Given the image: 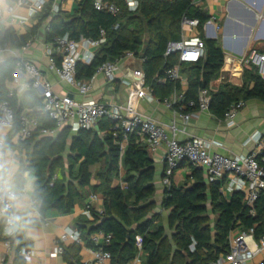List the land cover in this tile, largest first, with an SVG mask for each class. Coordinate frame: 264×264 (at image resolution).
<instances>
[{"label": "trees", "instance_id": "obj_1", "mask_svg": "<svg viewBox=\"0 0 264 264\" xmlns=\"http://www.w3.org/2000/svg\"><path fill=\"white\" fill-rule=\"evenodd\" d=\"M94 3L95 0H81L73 12L61 11L55 16L49 10L44 11L38 18L39 24L20 45L35 35L48 19L47 43L64 35L74 41H98L103 31L106 41L98 47L92 62L78 63V81H90L103 64L132 52L144 60L146 84L154 95L161 100L170 97L179 85L160 81L167 70L178 64V58H165L167 44L181 40L183 18L199 20L202 31L210 17L193 0H139L136 11H130L124 0H110L108 3L119 9L116 16L95 10ZM145 37H148L146 44ZM203 41L205 58L194 65L181 66L188 70L187 101L197 99L199 91L207 89L223 67L224 54L217 41L204 38ZM0 42L13 45L7 34L0 36ZM15 72L16 60L0 68V103L7 99L6 82L13 81ZM212 98L211 109L217 116H223L235 103L264 101V81L249 68L241 88L225 86L223 91L212 94ZM9 101L17 117L27 109L28 117L44 128H54L48 115L39 110L42 100L34 91L28 90L20 98ZM113 126L111 121H106L99 125L98 131L81 130L74 137L64 131L54 139L40 138L36 132L29 139L33 147L29 170L37 178L33 199L39 205L42 218L54 209L61 214L70 213L75 201L83 200L87 188L94 194L101 193L102 213L90 209L92 220L81 217L75 228L85 246L91 249L99 247L91 240L94 234L111 235L110 244L103 247L112 256L111 264H130L140 254L143 264H215L221 255L229 252V236L237 228L254 229L256 240L264 235V195L257 199L251 214L243 192L233 193L228 200L220 184H207L202 171L197 169L193 171V184L171 185L165 189L161 208L170 212L168 224L172 230L171 234L167 233L158 213L150 216L157 205L153 200L155 167L148 147L130 136L122 154L124 135L122 131L115 135ZM17 131L15 127L14 132ZM103 131L106 133L101 136ZM98 164L101 169L95 178L101 184L95 187L90 168ZM121 165L126 171L124 189L112 186ZM138 237L142 239L140 247ZM18 244L19 249L29 244L23 233L18 237ZM192 245L194 252L190 251ZM65 260L68 264H80L76 255ZM16 263L25 264L19 258Z\"/></svg>", "mask_w": 264, "mask_h": 264}, {"label": "crops", "instance_id": "obj_2", "mask_svg": "<svg viewBox=\"0 0 264 264\" xmlns=\"http://www.w3.org/2000/svg\"><path fill=\"white\" fill-rule=\"evenodd\" d=\"M17 0H0V7L6 9L16 4ZM47 2L44 11H51L54 4L61 6L62 12L71 13L75 10L81 0H45ZM98 1V0H95ZM109 2L110 0H102ZM138 2L139 0H133ZM172 1V0H165ZM196 6L200 7L209 17L210 20L204 25L202 31L199 29L201 39L216 40L224 54V63L220 72L211 80L207 88L212 94L223 91L225 86L241 88L244 84V74L247 69L242 65L241 59L251 51L264 53V0H193ZM126 4V0H124ZM43 11V12H44ZM31 10L29 7L16 8L14 17L4 15L0 17V36L8 35L13 42L11 45V53H7L0 57V68L10 60H16L17 57L24 58L34 63L41 72L46 76L53 87L55 93L65 96H71L76 102L94 101L104 104L125 106L131 96L132 90L136 85V72H144V60L141 56H135L133 59H126L119 64V70L116 74L114 82H108L104 75L100 74L93 81V90L87 96L80 95L76 89L62 82L55 72L49 70V60L45 52V28L50 19L45 21L43 26L31 36L28 41H31V46L27 51L22 48L28 41L20 45V42L27 38L35 27L39 24V16H30ZM18 19H24L25 25L18 24ZM15 21V22H14ZM219 27L218 30L215 27ZM195 34L191 29L181 28L182 37L188 38ZM148 42L145 37L144 43ZM144 44V45H145ZM59 64L60 59L56 57ZM145 73V72H144ZM183 83L178 84L179 91L186 92L188 89V70L181 69ZM21 82H25L23 78ZM163 83V82H161ZM13 82H6V90H10ZM23 95V94H22ZM22 95L17 96L20 98ZM155 96V95H154ZM156 101L149 103L140 101L138 104V112L147 119H150L162 125L169 136H173V126L176 128V138L183 143L192 138H199L205 141L209 146L210 153L221 154L230 158L244 157L254 151H259V146L256 142L257 137L262 136L264 145V101L249 100L244 102V107L241 108L234 120V125L229 126L224 115L217 116L210 108L209 111L199 112L192 111V119L188 124L183 121V114L179 109L168 108L163 100L155 96ZM166 99V98H165ZM25 109L22 113H28ZM102 122H106L103 120ZM98 123L90 130L98 131ZM64 131L72 132L71 137H74L78 132H74L70 126H65L60 129L54 137H45L54 139ZM0 132L6 138L8 147L15 154L16 158L21 161L23 171L27 172V177H18V184L23 188L27 180L30 179L34 188L37 182L36 175L29 170L30 157L32 153V143L20 141L17 132L14 128L0 127ZM105 131L101 132V136L105 135ZM39 135V134H38ZM42 138L43 136H40ZM137 142L146 145L144 140L134 136ZM25 143V144H24ZM128 145V140L121 143V149L125 150ZM264 150V149H263ZM264 152V151H263ZM150 154L154 161L155 178L154 186L157 194V206H161L164 192L167 186L164 183L165 178V162L166 145L163 144L156 153ZM98 164L90 168L93 174L92 186H99L101 183L95 178L96 174L92 172V168L100 167ZM195 168L188 162L181 163L180 167L171 178V185L182 187L191 185L195 181L193 171ZM199 170V169H197ZM201 171V170H199ZM125 169L121 165L119 175L113 179L112 186L126 187L123 180ZM205 182L208 184L206 175L202 171ZM221 192L228 200L232 196V192L227 189V179L219 183ZM29 197L28 207L25 209L27 218L30 223L23 228L21 233L29 242L27 248L35 252L34 258L26 263L21 256L18 246V237L7 243L3 237V223L0 221V264H17L16 259L19 258L25 264H68L66 257L76 255L83 264L85 261L92 260V249L86 247L84 242L74 244L69 242L65 245V252L60 256L54 257L56 248L55 241L60 237L67 228H75V224L81 217H87L85 212L87 208L94 209L99 212L103 210V195L101 193H92L88 188L85 189L84 198L81 201L76 200L74 208L68 214H61L56 209L51 210L45 218H42L39 213V205L34 201L32 191H28ZM96 198H92V197ZM160 212V210H159ZM169 216V215H168ZM88 218V217H87ZM92 220V219H89ZM167 233H172L167 230ZM141 239V237H139ZM142 240V239H141ZM97 246V244H95ZM79 247V250H77ZM136 261L130 264H143ZM253 264H264V257L258 256Z\"/></svg>", "mask_w": 264, "mask_h": 264}, {"label": "built area", "instance_id": "obj_3", "mask_svg": "<svg viewBox=\"0 0 264 264\" xmlns=\"http://www.w3.org/2000/svg\"><path fill=\"white\" fill-rule=\"evenodd\" d=\"M61 1L65 2L67 0ZM46 4L45 0H17L16 4L6 9L0 7V17L7 15L15 18V10L18 7H29L31 10L30 16L41 15ZM126 5L130 11H136L139 6L138 2L133 0H126ZM94 8L100 12L110 13L113 16L119 13V9L114 4L102 0L95 1ZM61 11L59 4L52 6L51 13L53 16ZM17 23L25 25L26 21L18 19ZM181 28L182 30L185 28L191 29L195 34L188 38L182 37L180 41H170L167 44L165 58L177 57L178 64L167 70L160 82H171L181 85L183 83L181 66L183 64L194 65L205 58L206 47L203 39L200 38L199 20L185 17L181 22ZM215 29L218 30L219 27L216 26ZM45 31H48V25ZM105 41V32L103 31L98 41L86 39L74 41L69 35L57 37L52 43L45 44L49 70L55 72L62 82L76 89L80 95L87 96L92 92L93 81L98 75L102 74L108 82H114L119 70V64L126 59L135 57L134 53L126 52L117 60L107 62L99 67L90 81H78V63L90 64L98 47L104 44ZM31 43V41H28L22 49L27 51ZM11 51L12 48L9 43L0 42V57L11 53ZM57 56L60 59L59 64L56 60ZM241 62L246 69L253 68L260 79L264 81V53L251 51L241 59ZM135 76L137 82L125 106L108 105L94 101L80 103L76 102L71 96H62L55 93L46 76L34 63L17 57L16 72L12 81L13 86L8 90L7 99L0 103V127L11 129L18 127L19 140L27 141L36 132L43 137H54L65 126H70L74 132H79L81 130H90L103 120L111 121L114 124L111 130L115 135L118 131H122L123 140L125 141L130 136L144 140L151 154L156 153L163 144L166 145L164 183L167 187L171 186V178L181 163L186 161L195 169L204 171L208 183H221L227 179V189L232 193L243 192L245 194V204L250 208L251 214H254L255 202L260 195H264V145L262 136L256 139L259 151H254L247 156L238 158L210 153L208 144L199 138H192L181 143L176 138L175 126L172 128L174 135L171 137L162 125L145 118L138 112L140 101L153 103L156 98L151 87L146 84L145 73L136 72ZM23 78L25 79L24 83L21 82ZM28 90L34 91L41 98L42 103L39 110L48 115L54 124L53 129L44 128L40 122L28 117L26 113H21L19 117L16 116L9 100L24 94ZM212 100V94L208 89H201L197 99L188 101L185 99V92L177 89L163 101L168 108L179 109L183 114L184 123L188 124L192 119L190 112L209 111ZM244 105V102L235 103L224 114L229 126L234 125L235 117ZM92 198L96 197L93 196ZM98 213L101 214L102 210ZM85 215L92 219L90 208H87ZM21 231L22 229L10 234L5 230L3 224V237L8 244ZM111 239V235H105L102 232L94 234L91 240L99 247L91 250L93 254L92 260L85 261L83 264H111V254L103 249L104 246L110 244ZM69 242L74 244L82 243L81 233L76 228H67L58 237L55 241L56 248L53 256L64 254V247ZM138 242L140 247L142 240L139 237ZM190 251H195L194 245L191 246ZM20 253L26 263L30 262L35 256V252L30 248H23ZM258 256L264 257V235L259 240H256L254 229L237 228L229 236V252L221 255L215 264H253ZM134 261L142 262V255L140 254Z\"/></svg>", "mask_w": 264, "mask_h": 264}, {"label": "clouds", "instance_id": "obj_4", "mask_svg": "<svg viewBox=\"0 0 264 264\" xmlns=\"http://www.w3.org/2000/svg\"><path fill=\"white\" fill-rule=\"evenodd\" d=\"M27 177L23 166L6 143V138L0 132V221L7 232L15 233L30 223L25 209L29 206L28 191L34 193L33 182L28 179L22 188L18 177Z\"/></svg>", "mask_w": 264, "mask_h": 264}, {"label": "rangeland", "instance_id": "obj_5", "mask_svg": "<svg viewBox=\"0 0 264 264\" xmlns=\"http://www.w3.org/2000/svg\"><path fill=\"white\" fill-rule=\"evenodd\" d=\"M148 38V37H147ZM70 135H72V132H70ZM101 169V166L100 167H96V168H92L91 170H92V172L94 173V174H97V172L99 171ZM57 175L59 176V173L57 172ZM157 194H155V196H154V198H153V200H154V202L156 203V205H158L157 204V202L155 201V200H157ZM159 210H160V212H159ZM155 212H157L158 213V215L160 216V219H159V221L162 223V224H165L166 225V227H167V230L168 231H172L170 228H169V224H168V215L170 214V212L169 211H165V210H163L162 208H161V206H157L156 208H155V210L151 213V215L150 216H152ZM212 218H213V216H211ZM170 234V233H169Z\"/></svg>", "mask_w": 264, "mask_h": 264}]
</instances>
